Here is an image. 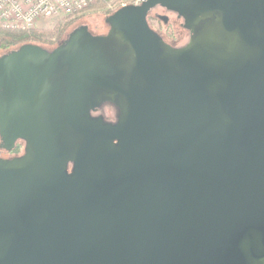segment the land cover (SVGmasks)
<instances>
[{"label":"water","instance_id":"water-1","mask_svg":"<svg viewBox=\"0 0 264 264\" xmlns=\"http://www.w3.org/2000/svg\"><path fill=\"white\" fill-rule=\"evenodd\" d=\"M157 4L203 31L172 49L147 25ZM106 21L96 49L73 35L0 57V147L26 142L0 158V264H264L257 1L146 0ZM106 100L115 125L89 116Z\"/></svg>","mask_w":264,"mask_h":264},{"label":"flooded vegetation","instance_id":"flooded-vegetation-1","mask_svg":"<svg viewBox=\"0 0 264 264\" xmlns=\"http://www.w3.org/2000/svg\"><path fill=\"white\" fill-rule=\"evenodd\" d=\"M238 1H242V0H238ZM256 1H257V7H258V11H259L260 20L262 21L263 28H264V0H256ZM118 9H120V8H117L115 11H117ZM157 10H161L165 14L156 13ZM113 13H111V14H113ZM110 15H108L104 18L105 30L102 33H97V31L90 30L88 25H86V24L76 25V26H73L72 28H70L71 25L69 27H67L69 24H64L62 26L60 25L61 28L56 30L58 32V34L55 37L56 41L54 44L51 43L50 45H48V44L44 45V43H41L39 41H35V40L31 41L30 40L28 42L20 44L15 49H11V50L7 51L6 53H3L0 57L17 51L19 49V47H21L22 45H25V44L38 46L39 48L44 50L47 55H51L56 50H63V52H64L66 50V48L68 47V41H69L70 37L73 35H76V37H77L75 46L79 50H85L88 48L96 49L97 46L100 44V41L109 36L111 27L107 23L106 20ZM170 16H173L175 18V21L179 22L180 28L187 33V40L184 44L177 45L174 42L168 41L166 38V35L161 34L160 29H156L152 26V23H154V22H156L158 24L161 22L160 24H162L163 26H166L167 27L166 30H169V28H170L169 17ZM146 22H147L149 29L153 33L158 35L165 44H167L172 49L179 50V51L184 49L191 41H193L196 37H198V35L203 31V27H204L203 23H198L195 25L193 30L187 29L185 27V19L182 15H180L174 9L163 6L161 4L154 5L147 10ZM169 31H171V30H169ZM253 34L256 36H260L259 32L256 30H253ZM104 105H107L108 109L113 111V118L112 119L106 118L105 116H103V114L100 113V108ZM89 116L92 119H100L105 124L115 125L117 123V120L119 117V109L115 103H113L112 101L106 100V101H103L95 109H91L89 111ZM0 145H1V140H0ZM25 148H26V142L24 140L15 141L13 147H11L9 150L6 148L0 147V149H3L8 154H14V156H12V157L1 158V159H12V158L21 157L25 153ZM71 165L72 164H69L68 170H70Z\"/></svg>","mask_w":264,"mask_h":264},{"label":"rangeland","instance_id":"rangeland-1","mask_svg":"<svg viewBox=\"0 0 264 264\" xmlns=\"http://www.w3.org/2000/svg\"><path fill=\"white\" fill-rule=\"evenodd\" d=\"M131 1L132 0H109L107 2H99L97 5L87 9L80 15L72 17L42 18L38 21L36 27L32 31L26 33L31 34V41H39L41 43H44V45L55 43V37L58 34L56 30L60 29V25L62 26L64 24H69L67 27L71 25L70 28L76 25L86 24L88 25L90 30L97 31V33H102L105 30L104 18L113 13L117 8L122 7L124 4L130 5ZM156 13L165 14L161 10H157ZM160 23L158 24L154 22L152 23V26L156 29H160L161 34L166 35L168 41L174 42L177 45H181L186 42L187 33L180 28L179 22H176L173 16L169 17L170 28H168L171 31L166 30L167 27L163 26ZM1 55L2 54H0V56ZM100 113L103 114V116H105L106 118H113V111L108 109L107 105H104L100 108ZM12 156H14V154H8L3 149H0V158H9Z\"/></svg>","mask_w":264,"mask_h":264},{"label":"built area","instance_id":"built-area-1","mask_svg":"<svg viewBox=\"0 0 264 264\" xmlns=\"http://www.w3.org/2000/svg\"><path fill=\"white\" fill-rule=\"evenodd\" d=\"M107 1L109 0H0V29L29 32L42 18L80 15L99 2ZM145 1L132 0L130 5H140Z\"/></svg>","mask_w":264,"mask_h":264},{"label":"trees","instance_id":"trees-1","mask_svg":"<svg viewBox=\"0 0 264 264\" xmlns=\"http://www.w3.org/2000/svg\"><path fill=\"white\" fill-rule=\"evenodd\" d=\"M30 38H32L31 34L26 33V32L7 31V30L1 29L0 30V54L6 53L10 49L17 48L23 42L30 40Z\"/></svg>","mask_w":264,"mask_h":264}]
</instances>
